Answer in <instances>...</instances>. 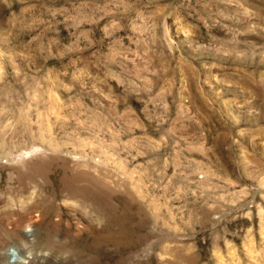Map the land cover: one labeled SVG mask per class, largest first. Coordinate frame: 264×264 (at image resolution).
Masks as SVG:
<instances>
[{
  "label": "rangeland",
  "instance_id": "1",
  "mask_svg": "<svg viewBox=\"0 0 264 264\" xmlns=\"http://www.w3.org/2000/svg\"><path fill=\"white\" fill-rule=\"evenodd\" d=\"M0 264H264V0H0Z\"/></svg>",
  "mask_w": 264,
  "mask_h": 264
},
{
  "label": "bare ground",
  "instance_id": "2",
  "mask_svg": "<svg viewBox=\"0 0 264 264\" xmlns=\"http://www.w3.org/2000/svg\"><path fill=\"white\" fill-rule=\"evenodd\" d=\"M17 260V259H16Z\"/></svg>",
  "mask_w": 264,
  "mask_h": 264
}]
</instances>
